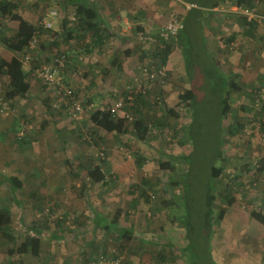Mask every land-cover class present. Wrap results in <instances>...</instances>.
Returning a JSON list of instances; mask_svg holds the SVG:
<instances>
[{"label":"rangeland","instance_id":"374dc122","mask_svg":"<svg viewBox=\"0 0 264 264\" xmlns=\"http://www.w3.org/2000/svg\"><path fill=\"white\" fill-rule=\"evenodd\" d=\"M49 1H47V13L59 7L56 5L58 1ZM57 13L59 16V11ZM66 14L67 17H73L70 8ZM41 23L38 26L41 33L39 40L35 46L29 47L26 54L21 55L27 69H32L35 64H38L39 68L56 69L67 87L73 88L74 84L79 86L86 84L87 61L77 59L75 62L71 53L65 51L64 40L58 42V47L53 46L45 51L40 49V42H50L57 33V27L52 26V29L46 30ZM85 41L78 42L81 48ZM198 42L185 45L187 49L184 51L185 68L182 67V72L184 70L186 78L189 79L187 90H195L191 113L179 100L185 88L181 84L174 83L173 74L166 67H164L166 76L163 80L148 83L142 77V67H156L151 59L142 63L138 68L135 81L127 85L135 88L139 84L142 85L141 90L145 92L141 93L150 105L148 106L150 109L146 107L148 110L146 112L143 109L145 105H143L144 117L152 123L157 120L162 122L160 127L153 129L152 138L147 143L138 141L137 145L125 138L127 144L113 146L116 141L112 140L107 150L101 148L97 141L98 136L94 138L93 129L88 127L90 125L88 118L96 107L89 109L90 104L82 103L89 110L88 114H85L82 120H73L61 112L46 109L43 99L47 96L43 89L39 91L41 93L39 101L35 99L36 101L30 100L24 103L31 113L25 120L20 119L17 113L23 110L21 109L23 101L18 105H9V100L5 99L6 78L0 80V103L5 104V110L0 112V122L4 118H10L9 121H2L6 126L2 125L4 129L0 133V144L8 142L14 135L20 144L22 142L18 141V138L22 134H24V141L31 140L28 146L29 151H26V147L25 149L19 148L23 144L17 145L16 142L15 145L13 143L11 145L13 150L7 153L3 151L1 156L6 158L0 160L2 172L0 177L16 175L21 180H31L32 183L24 192H21V196L16 195L15 199L21 201V204L20 202L13 203V198L11 203H6L11 209L13 218L11 232L0 234V264H11V260L16 264H89L91 263L89 258L91 259L95 254L97 256L103 251L113 254L120 249H123L120 254L121 262L115 264H183L185 260L182 253L185 245L184 230L179 226L177 212L161 206L166 195L167 197L172 196L170 192L165 193L164 189L167 188L166 184L173 176V172L160 170L159 162L170 160L171 156L192 152L195 148L193 157L196 175L193 176L191 195L193 199L195 195L198 196L201 201L206 187L204 186L206 184L205 173L220 153L221 141L224 137L226 139L223 151L226 160L217 164L223 168L224 177L223 182L217 188L220 191L231 186L232 196L236 202L228 206L219 196L217 197L216 216L221 209L226 210V215L222 221L216 219L213 225L215 230L212 240L214 262L216 264H264V225L252 217L253 212L264 216V174L257 172V165L264 159V113H261L264 107V83L255 80L254 88H259L256 93L252 85L231 90L230 103L233 109L229 117L224 120L223 126L227 128L238 121L243 125V129L234 137H226L225 131L223 133L222 130L220 114L222 85L207 81L210 58L215 61L214 54L206 50V44H203L204 49L203 45ZM39 49L44 54H37L40 52ZM60 52L66 53L63 55L66 58L62 68L56 66V59L61 58ZM3 54L8 56L0 49V56ZM26 58H29L28 63ZM37 82L43 86L40 79L37 78ZM37 86L39 88V85ZM169 90L171 99H168L166 95ZM39 92L37 90V95ZM54 98L51 99L49 95L47 97L51 108H53ZM124 98L125 96L120 94L114 102ZM29 104L35 105H31L30 108ZM102 107L106 109L108 106ZM133 107L134 103L133 105L126 103L120 111L123 112L122 117L129 118L131 130V123L137 117V114L131 110ZM167 108L175 109L178 118L167 114ZM26 110L22 113L25 114ZM262 114L263 117H261ZM192 116L195 119V126L188 128L191 143L188 147H183L180 141L185 137V128L191 123ZM50 117L59 120L58 127L66 129V135L64 131L60 133V136L54 132L57 125L47 128V122H44L51 120ZM22 120L25 121L23 129L18 128ZM72 121L76 123L72 126H78L81 137L84 138L81 143L74 140L77 136L75 137L69 129L71 128L69 123ZM108 136L111 137V135ZM87 147L93 150L98 162L103 160L107 162L106 169H104L109 185L108 187L104 184L91 186L89 189L91 192L87 191L86 194L82 186L77 187L74 184L81 185L83 181L88 184L87 167L86 169H75L78 159L83 157L85 160L86 157L85 152L80 150L88 149ZM138 156L144 159L141 168L138 167ZM4 162L8 166H5ZM179 166L182 167L181 169L179 167L182 171V164ZM199 169L204 171L200 182L196 179ZM143 179L149 180L151 188L142 185ZM60 184H63L66 189L64 196L60 200L55 198V203L54 201L49 202L44 194L53 193ZM33 189L38 191V195L29 198L28 192ZM103 190L107 191L106 195L102 193ZM176 191L179 192L178 189ZM8 197H11L9 193ZM57 200L59 204L56 205ZM118 210H121L120 226L133 230V240L130 242L120 241L118 238L114 240L108 232L95 228L96 216H104L111 221ZM33 223L44 229L42 252L39 257L32 256L25 246L26 236L33 235L28 232L27 226ZM169 245H172L170 249L176 253L177 262L167 260L161 263L156 253L161 246ZM11 248L17 251L14 257L9 255ZM190 262L192 263V259ZM198 263L210 264L211 262H207L205 255L202 254Z\"/></svg>","mask_w":264,"mask_h":264},{"label":"crops","instance_id":"0c3cea01","mask_svg":"<svg viewBox=\"0 0 264 264\" xmlns=\"http://www.w3.org/2000/svg\"><path fill=\"white\" fill-rule=\"evenodd\" d=\"M4 1L12 3L15 6L14 12L18 13L33 26L38 27L41 21V25H43V22L49 19L48 15L50 12H46L48 0H0V4ZM51 1L52 0L49 2ZM54 1H58V4L56 5L59 7L57 10L55 9L53 11H59V16L57 15V17L52 20V23L53 26L57 27V33L60 36L58 41L60 42L61 40H65V36L63 35L64 25L70 27L74 20V17H67L68 15L66 13L69 8L70 11L73 12L75 3L70 2L69 0ZM86 1L93 8H95L99 14V18L94 21L97 23L98 29L94 32L86 34L85 36L82 35V33H74L73 39L70 43L64 41L66 43L64 45V49L65 51H69L71 53V57L75 59V62L77 59L87 61L86 72L88 73V79L85 82L86 84H82L81 86L74 84V87H71L74 89L79 101L83 104H90V106L96 107V109H103L102 106H112L114 101L119 98L120 94L125 96L124 90L126 88L124 87H126L130 82L135 81L134 79L136 78L138 68L142 65V63L151 58L153 50L160 44L156 36L162 32V29L166 25L170 16L172 14H176L184 19L188 15L191 5L185 3L183 0ZM262 2V9H264V1ZM202 11L204 14L199 20L200 27L202 29L199 30L200 35H198L197 41H199L198 43H200V45H203L205 42L206 50H209V53L214 54V58L218 63L220 72L228 78L229 89H241L249 85H252V88L255 89V80H259L258 82H262L263 84L264 22L257 23L246 20L251 25L244 22L242 18L245 16L238 11V7L233 3V1H227L212 11H209L206 8H202ZM0 21L7 23V25L13 29L18 27V23L9 20L8 16L0 17ZM82 40L86 41L82 44L83 47L81 48L78 42ZM0 49L5 51L11 59L4 54L0 57H6L5 59L8 61L18 59L22 63L25 72L30 70L27 69V65L21 57V55L26 54L27 51H29V47L24 49L22 52H16L0 44ZM43 51L40 50L37 54H44ZM63 57L66 58V56ZM183 61L184 58L182 55V49L178 45H175L173 52L169 57L166 69L173 74L172 79L174 80V83L181 84L185 90H187L189 79L186 78L185 71L183 70L182 72V67L183 69L185 68ZM5 82L7 84V79H5ZM37 85H39V88ZM6 89L8 90V86H6ZM40 89L46 91V93L44 92L45 96L48 97L49 95L51 99L54 98L55 94L53 90L45 88L41 85V83L39 84L35 80L31 84V89L27 97L9 100V105H18L21 101H23V106L21 105V109L23 110L18 111L17 113V116H19L20 119L25 120L27 115L31 113L29 108H26L25 104L30 102V100L39 101L38 99L41 95L39 92ZM37 90L39 95H37ZM166 95L168 99H171L170 90L166 92ZM47 97L43 100H46ZM31 105L34 106L35 104H29L30 108ZM148 106L150 105L146 104L145 108H143L145 112L148 111L146 109ZM24 110H26L25 114L22 113ZM120 113L121 112H119L118 115L122 117L121 115L123 112L121 114ZM50 118L52 119L45 120L44 122L48 123H46V126L48 125L47 128L49 129L51 126L57 125V129L55 128L54 132H57V135L60 136V133L64 131L66 135V129L58 127L59 120L54 117ZM9 119L10 118L7 117L3 120L6 122L9 121ZM24 120H22L23 122L21 123V126H18V128L21 127L23 129ZM2 121L0 122V133H2L1 131L4 129L2 125H5ZM64 121L66 122L67 120ZM74 123L75 121L69 123V127L71 126L69 129L72 131L71 133L75 134V137L77 136V139L75 138L74 140L81 143L84 138L81 137V131L78 126H72ZM64 126L66 127V125ZM88 127L92 128V125H89ZM108 135H111V137ZM125 138L126 140L130 139L131 142H134L136 145L138 144V141H136L133 136V129L131 130V128H129V132L125 136L117 135L114 132H100L98 134L97 141L101 148L103 147V149L107 150V147L109 148L111 145L110 141L112 140L116 141L113 146L127 144L125 142ZM132 139H134V141ZM122 140H124V142ZM30 141L31 140L27 139L22 142L23 146H19V148L25 149L26 147V151H29L28 146L31 144ZM15 142L17 145H22L16 141V135H14L13 138L11 137L8 142L0 144V160L6 158L1 156L3 155V151L7 153L8 151L13 150L11 149V145ZM76 144L79 145L78 143ZM87 148L88 149L84 148L85 150H80L85 152L84 155L86 157L85 160H83V157L78 159L77 163H75L77 164L75 167L76 170L101 165L100 161L98 162L96 160V155L93 150L89 147ZM76 157H78V155ZM6 162H4V165L8 166ZM106 165L107 162L102 164L104 171L106 169ZM0 173H2L1 170ZM5 178L6 177H0V199L2 200V203H8L12 198L13 203H16V195L18 194L21 196V192H24V190L32 184L31 180H23V188L16 193L8 186ZM74 185L77 187L82 186L85 193L87 191L90 193V187L98 184H92L88 178V184H85L83 181V184L81 185ZM108 185V183L104 184V186L107 187ZM65 191L66 189L63 184H60L57 189L55 188L53 193L44 195L49 202L54 201L55 203V198L60 200L62 196H64ZM8 193L11 196L10 198L8 197ZM102 193L106 195L107 191L103 190ZM36 195H38V191L36 192L35 189L28 192L29 198ZM58 200L56 205L59 204ZM19 202L21 204V201Z\"/></svg>","mask_w":264,"mask_h":264},{"label":"trees","instance_id":"16d2710c","mask_svg":"<svg viewBox=\"0 0 264 264\" xmlns=\"http://www.w3.org/2000/svg\"><path fill=\"white\" fill-rule=\"evenodd\" d=\"M70 2L75 3L73 10L74 20L70 27L64 25L63 35L65 36V42L70 43L73 39L74 33H82V35H86L90 32H94L98 29L97 23L94 21L99 18V14L95 8H93L86 0H69ZM185 3L191 5L188 15L183 19L184 28L179 32L177 36H169L167 38L162 36V32L156 36L159 41V45L153 50L151 54V62L156 68L161 69L167 66L170 55L173 52V48L175 45H178L182 49V55L185 59L184 51L185 45L187 46L189 43H193L197 41L199 30L202 29L200 27L199 20L202 18L204 14L202 8H206L209 11L219 7L221 4L229 1L241 7L243 5L251 7L252 3L250 0H183ZM264 1V0H262ZM263 2L260 8V14H264ZM15 6L10 2H3L0 4V17L8 16L9 20L15 21L18 23V27L11 28L0 21V44L5 47L16 51L22 52L24 49L31 46L34 40H39L40 29L36 26L29 24L23 17H21L18 13H15ZM244 22L248 23L247 18H242ZM254 22V21H253ZM66 24V23H65ZM250 24V23H248ZM251 25V24H250ZM255 25V24H254ZM59 34L55 33L50 42L41 43L40 46L42 50H46L51 47H58V38ZM205 43V42H204ZM203 43V44H204ZM206 44V43H205ZM205 49V45H203ZM66 54L64 52H60L61 57ZM211 57V56H210ZM39 65L35 64L32 69L28 72H25L23 69L22 63L18 59H13L11 61L6 60L3 57H0V80L2 78L7 79L8 90L5 93L6 100H13L16 98H25L29 95L31 84L37 78L34 74L36 69H39ZM208 78L207 81L209 83L222 85V109H221V126L223 133L225 131L226 137H234L239 134L240 130L243 129V125L236 121L235 123L230 124L227 128L223 126L224 120L229 117L232 113L231 106V98L232 93L229 89L228 78L224 76L218 67V63L214 61V59L210 58V64L208 66ZM65 86L67 85L64 81ZM225 85V87H223ZM45 88H48L43 84ZM259 88L254 89V93L258 92ZM125 97L127 95V90H124ZM134 107L131 109L136 114L137 117L131 123L133 129L134 138L142 143H147L152 138L153 129L158 128L162 125L161 121H156L152 123L144 117L142 112L143 105L148 104L145 100V96L143 93H139L135 96ZM195 99V90L189 89L185 90L180 96V103H184L186 109L190 112L193 107V102ZM49 99L44 101V105L47 110H54L50 106ZM191 113V112H190ZM261 113H264V107ZM260 113V114H261ZM167 114L173 116L174 118H178V114L175 109L167 108ZM260 114H257L260 116ZM191 116V114H190ZM257 116V117H258ZM263 117V114L262 116ZM88 122L92 125L93 129V137L98 136L100 132L102 133H111L114 132L117 135L125 136L129 132V121L125 116L120 117L119 115L113 116L109 111L96 109L94 110L89 118ZM195 126V119L191 117V123L185 128V137L180 141V145L183 147H188L191 143V136L188 134V128H192ZM93 138V140H94ZM224 140L221 141V149L220 153H218L216 160H214L208 170L205 173L206 184L205 192L203 195V199H201L196 195L195 198H192V180L195 174V159L193 148L192 152H186L180 156H171L170 160H165L159 162V168L162 171H172L173 176L169 178L168 183L166 184L165 193L170 192L171 197H165L162 200L161 206L163 208H171L177 212V218L179 220V226L184 230L185 233V245L183 246L182 253L185 257L183 264H199V260L202 257V254L205 255L207 262H211L210 264H214V258L212 254V240L215 236L214 223L215 220L218 219L222 221L225 218L226 210L221 209L219 214L216 216V200L219 196L222 201L226 202L228 206L234 205L236 199L232 196V188H225L223 190L218 191L217 186L220 185L224 177V170L221 166L217 164L219 162H223L226 160L224 155L223 147L225 143ZM18 141L23 142V139H19ZM95 144L97 141H94ZM194 146V145H193ZM138 167L141 168L144 159L141 156L137 157ZM101 165H96L87 168L88 170V178L92 184H107V176L105 171L102 168V164H105V160L100 162ZM183 166L182 171L180 170ZM83 167V166H82ZM180 167V169H179ZM84 168V167H83ZM201 168V167H200ZM86 169V168H85ZM197 181H201V175L204 171H197ZM257 172L264 174V159L260 161L257 165ZM9 187L13 189L14 192L21 190L23 188V180H21L16 175H11L5 178ZM142 185L146 188H151V184L149 180L143 179ZM179 190V192L176 191ZM146 197V196H145ZM195 202H193V201ZM0 199V233H10L11 232V224H12V214L10 211L9 205L6 203H2ZM19 203V201H17ZM197 206V208H196ZM35 208H37L35 206ZM181 209V210H180ZM183 211H185L183 213ZM181 213L183 215L181 216ZM120 217L121 210H118L114 215L113 219L110 221L104 216H96L94 219L96 229H101L105 232H108L114 240L118 238L120 241L125 240L130 242L133 240V230L120 226ZM252 217H254L257 221L264 225V216L260 213L253 212ZM27 230L33 235H27L25 240V246L27 247L30 254L34 257H39L42 252V235L44 229L38 224L33 223L27 226ZM170 246H161L160 250L156 253L159 261L161 263H165L167 260H171L172 262H177L176 253L173 249H170ZM173 248V247H172ZM123 249H120L118 252H114L113 254L102 252L96 256V254L89 260L91 263H99L101 258H105L110 261L108 264H115V261L120 260V254ZM17 251L15 248H11L9 251V255L14 257ZM192 259V263L190 262ZM11 264H16L12 261ZM90 264V263H89ZM216 264V263H215Z\"/></svg>","mask_w":264,"mask_h":264},{"label":"built area","instance_id":"2783aa9c","mask_svg":"<svg viewBox=\"0 0 264 264\" xmlns=\"http://www.w3.org/2000/svg\"><path fill=\"white\" fill-rule=\"evenodd\" d=\"M252 3L251 7L248 6H241L238 7V11L241 12L243 16L247 18L249 22H257L263 23L264 22V15L260 14V6L262 4V0H250ZM49 19L43 22V27L46 30L52 29L53 23L52 20L57 17V12L52 11L48 15ZM184 28L183 18L176 14H172L170 16L169 21L165 25L164 29L162 30V36L167 38L169 36H177L179 32ZM37 40H34L31 44L35 46ZM64 57L56 59V66L62 68L64 67ZM28 63L29 58H26ZM36 78L40 79L42 83L48 87V89L53 90L55 94V101L53 103V109L57 112H61L64 115L70 117L73 120H82L85 114H88V109H86L82 102L79 101L74 89L71 87H67L64 84V79L58 74L56 69L42 67L36 69L34 72ZM141 75L148 83H154L158 80H163L166 76L165 69L161 68L158 69L152 66H144L141 68ZM142 85L139 84L137 88L133 86H127V95L124 99L118 100L113 103L112 106L106 108L113 116L118 115L119 112L124 108L126 103L133 105L135 100V94H139L141 92H145L141 90ZM3 105L0 103V107ZM93 107L90 106L89 109ZM5 110V104L1 107L0 112ZM101 110H105L104 108ZM128 118V117H127ZM129 119V118H128ZM24 134L19 136V139H23ZM120 260L115 261L114 263H119ZM103 263H110L109 260L105 258H101L99 263H90V264H103Z\"/></svg>","mask_w":264,"mask_h":264}]
</instances>
